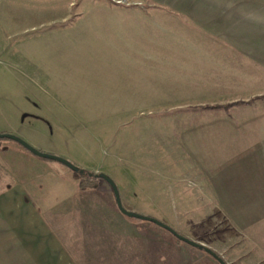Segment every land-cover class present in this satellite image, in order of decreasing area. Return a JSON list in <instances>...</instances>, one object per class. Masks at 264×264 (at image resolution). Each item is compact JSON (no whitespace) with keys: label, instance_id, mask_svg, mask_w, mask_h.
<instances>
[{"label":"rangeland","instance_id":"obj_1","mask_svg":"<svg viewBox=\"0 0 264 264\" xmlns=\"http://www.w3.org/2000/svg\"><path fill=\"white\" fill-rule=\"evenodd\" d=\"M207 1L0 0V134L107 175L225 264H264V0ZM0 144V185L79 236L80 264H219L121 214L101 178Z\"/></svg>","mask_w":264,"mask_h":264},{"label":"crops","instance_id":"obj_2","mask_svg":"<svg viewBox=\"0 0 264 264\" xmlns=\"http://www.w3.org/2000/svg\"><path fill=\"white\" fill-rule=\"evenodd\" d=\"M29 194L7 183L0 185V264H80L76 258L85 255L77 251L80 237L51 233L38 218L35 196Z\"/></svg>","mask_w":264,"mask_h":264},{"label":"water","instance_id":"obj_3","mask_svg":"<svg viewBox=\"0 0 264 264\" xmlns=\"http://www.w3.org/2000/svg\"><path fill=\"white\" fill-rule=\"evenodd\" d=\"M0 138H7L10 139L14 142H16L17 144H19L21 147H23L26 151H28L30 154L38 157V158H42V159H48V160H55L61 164H63L65 167H67L68 169L76 172V171H80V169L77 168V166H75L74 164H72L71 162L67 161L66 159L59 157V156H55V155H51V154H47L44 152H41L35 148H33L32 146H30L28 143H26L23 139L12 135V134H8V133H3L0 134ZM97 176L99 178H101L102 180H104L110 187L111 192H112V196L114 199V203L116 208L118 209V211L123 214L124 216L127 217H134V218H138L141 219L143 221H149L151 223L156 224L157 226H159L160 228L166 230L167 232H169L171 235H173L175 238L184 241L194 247H197L198 249L203 250L204 252H206L207 254H209L210 256H212L219 264H225L223 262V260L211 249L205 247L203 244L192 241L184 236H182L181 234H179L178 232H176L174 229H172L170 226L162 223L161 221L153 218V217H148V216H140L136 213L130 212L125 210L120 203V199H119V194H118V190L116 188L115 183L112 181V179L110 177H108L107 175L103 174V173H98Z\"/></svg>","mask_w":264,"mask_h":264},{"label":"trees","instance_id":"obj_4","mask_svg":"<svg viewBox=\"0 0 264 264\" xmlns=\"http://www.w3.org/2000/svg\"><path fill=\"white\" fill-rule=\"evenodd\" d=\"M79 175H80V180L77 184L78 187H92L95 185L94 183V179L97 177L99 178L97 175L95 176L94 174H91L87 171L84 170H80L79 171Z\"/></svg>","mask_w":264,"mask_h":264}]
</instances>
